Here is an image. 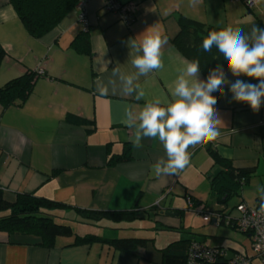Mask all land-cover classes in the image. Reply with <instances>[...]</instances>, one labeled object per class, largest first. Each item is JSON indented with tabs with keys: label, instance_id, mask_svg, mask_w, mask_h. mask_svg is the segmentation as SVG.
Segmentation results:
<instances>
[{
	"label": "crops",
	"instance_id": "obj_1",
	"mask_svg": "<svg viewBox=\"0 0 264 264\" xmlns=\"http://www.w3.org/2000/svg\"><path fill=\"white\" fill-rule=\"evenodd\" d=\"M136 1L139 7L130 26L104 10L102 0H90L86 29L73 9L54 30L35 39L9 1L0 0V45L6 52L0 65V87L26 71H44L22 106H0V189L7 200L21 193L66 204L69 207L50 212L76 224L77 228L71 225L76 233L151 241L125 253L102 243L69 246L73 237H58L55 246L46 249L36 237L0 231V264H162L161 249L191 237L250 256L252 264H264L251 254L249 234L235 228L238 204H264L260 191L264 189V105L253 112L248 104L232 99L227 85L224 95L214 92L218 100L214 107L225 123L220 136L204 146L190 147L189 165L163 177H157L153 169L157 160L166 158L163 145L145 138L142 147H134L136 129L123 123L127 112L138 113L148 101L159 98L166 106L171 100L177 70L188 60L173 45L179 15L221 29L240 27L248 33L254 25L264 28V0L251 8L243 0H198L194 6L190 0ZM155 25L167 38L162 47L164 68L139 77L136 83L145 96L137 100L135 94L121 91V74L136 71L131 64L136 53L128 42ZM81 33H87L89 53L71 45ZM222 67L230 82L239 78L258 83L234 77L227 64ZM200 78L205 79L201 73ZM68 116L84 123H71ZM125 143L131 144L132 159L107 166L108 155L121 153ZM209 147L234 168L253 170L234 196L235 202L233 197L220 201L211 190V180L221 167L214 164ZM189 198L213 212L209 218L200 215V229L185 230L182 207ZM76 208L136 210L137 219L124 226L113 221L111 225L107 219L84 222ZM215 211H221L217 213L221 217ZM162 231L173 235L163 234L167 239H160Z\"/></svg>",
	"mask_w": 264,
	"mask_h": 264
},
{
	"label": "clouds",
	"instance_id": "obj_2",
	"mask_svg": "<svg viewBox=\"0 0 264 264\" xmlns=\"http://www.w3.org/2000/svg\"><path fill=\"white\" fill-rule=\"evenodd\" d=\"M197 2L190 0L193 6ZM138 37L128 42L136 53L131 59L136 71L121 74L120 79L122 93L135 94V98L141 100L145 93L136 81L164 68L162 47L167 38L158 25L148 27ZM214 47L234 77H248L258 83L239 78L228 81L219 63L209 71L206 79H201L199 60H186L177 70L171 100L166 106L156 98L146 102L138 113L127 112L123 123L136 129L134 147H142L141 141L145 138L158 140L163 145L166 158H160L153 165L157 177L174 175L185 169L191 159L190 147L204 146L220 136V127L225 123L214 107L218 102L214 92L224 95L227 85L232 99L248 104L253 112L264 105V28L254 25L245 33L240 27L228 25L210 31L202 39V50L211 52ZM260 191L264 198V189ZM261 212L264 213V204Z\"/></svg>",
	"mask_w": 264,
	"mask_h": 264
},
{
	"label": "trees",
	"instance_id": "obj_3",
	"mask_svg": "<svg viewBox=\"0 0 264 264\" xmlns=\"http://www.w3.org/2000/svg\"><path fill=\"white\" fill-rule=\"evenodd\" d=\"M8 1L28 34L35 39H39L54 30L63 17L74 9L76 4V0ZM178 26L179 30L173 38V45L186 59L199 60L200 73L205 79L209 71L214 69L218 63L222 66L226 64L215 47L211 52L202 50L203 37L208 32L220 30L221 28L183 15L178 17ZM71 45L80 53H89L87 33L77 35ZM5 56L6 52L0 45V65ZM38 77L35 70L26 71L3 84L0 87V106L2 108L11 105L22 106L31 94L34 82ZM66 120L75 124L84 123L83 120L74 116H68ZM208 152L214 164H218L221 167V170L211 180V190L217 198H220V201H227L238 195L239 190L246 183L253 170L250 168H234L229 161L222 159L211 147L208 148ZM131 159V144L125 143L121 153L108 155L106 165L113 166L119 162H126ZM189 201L196 206L202 204L191 199ZM257 206L261 205L258 204ZM67 207L69 206L64 203L34 194L19 193L15 195L13 200H7L0 189V231L8 235L36 237L38 244L46 249L54 247L58 237H73V241L69 246L102 243L111 245L115 250L125 253H131L138 247H145L151 241L145 238L106 239L101 235L76 233L70 223L64 222L65 218L50 212ZM75 212L84 222H98L102 219L113 222H131L137 219L136 210L92 211L76 208ZM215 212L214 215L220 216L217 213L221 211ZM221 221H223L222 218ZM193 239L195 238L191 237L186 240L173 242L161 249L162 264H186L187 248Z\"/></svg>",
	"mask_w": 264,
	"mask_h": 264
},
{
	"label": "built area",
	"instance_id": "obj_4",
	"mask_svg": "<svg viewBox=\"0 0 264 264\" xmlns=\"http://www.w3.org/2000/svg\"><path fill=\"white\" fill-rule=\"evenodd\" d=\"M90 0H76L74 10L77 13V21L86 29L87 3ZM103 8L113 12L125 25L130 26L136 19V11L139 3L136 0L121 2L120 0H102ZM259 0H243L248 7H253ZM38 76L44 74L41 68L35 70ZM188 209L204 218H209L213 213L206 210L204 205H194L188 201ZM238 212L235 218V228L240 233L249 234L251 238V251L253 257L264 263V213L261 206L249 207L244 203L237 205ZM217 216V215H216ZM229 250L205 245L203 242L193 239L190 241L186 252V264H252L251 257L240 253H233L231 259L226 260Z\"/></svg>",
	"mask_w": 264,
	"mask_h": 264
},
{
	"label": "rangeland",
	"instance_id": "obj_5",
	"mask_svg": "<svg viewBox=\"0 0 264 264\" xmlns=\"http://www.w3.org/2000/svg\"><path fill=\"white\" fill-rule=\"evenodd\" d=\"M236 197H233L232 199H231V201L232 202H235L236 201ZM183 208V213H185V230L188 228V227H191V228H193L194 230L195 229H200L201 227H202V225H203V222L201 221V216L198 214V213H196V212H194V211H192V210H189L188 209V204H187V206H183L182 207ZM181 208V209H182ZM111 222V221H110ZM139 222L140 221H137V222H133V226H135V225H138L139 224ZM210 221H204V224L205 225H207V224H210L209 223ZM68 223H70L71 225H74L75 226V228H77L76 227V224H72L73 222H68ZM131 223V222H130ZM130 223H124V222H120V223H117V225H121V226H124V225H128V224H130ZM111 225H113V222H111L110 223ZM73 226V227H74ZM239 232V231H238ZM107 234H109V232H107ZM163 234H166L164 231H162V233H161V235L160 236H158V238H160V239H163V238H165L166 236H164ZM239 234V233H238ZM167 236H170V235H173V233H167L166 234ZM165 239H167V238H165ZM164 239V240H165ZM157 243H159V240L157 241ZM250 252H251V250H250ZM251 254H252V252H251Z\"/></svg>",
	"mask_w": 264,
	"mask_h": 264
},
{
	"label": "water",
	"instance_id": "obj_6",
	"mask_svg": "<svg viewBox=\"0 0 264 264\" xmlns=\"http://www.w3.org/2000/svg\"><path fill=\"white\" fill-rule=\"evenodd\" d=\"M169 214H171V213H169ZM174 215H176V214H174ZM232 256H233V252L229 250V252H228V256H227L226 260L231 259Z\"/></svg>",
	"mask_w": 264,
	"mask_h": 264
}]
</instances>
